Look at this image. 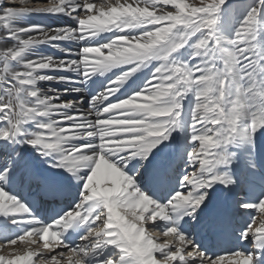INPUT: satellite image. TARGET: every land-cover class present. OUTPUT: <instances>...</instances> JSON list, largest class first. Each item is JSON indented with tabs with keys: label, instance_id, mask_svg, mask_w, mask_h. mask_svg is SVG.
Masks as SVG:
<instances>
[{
	"label": "snow or ice",
	"instance_id": "6c2138e0",
	"mask_svg": "<svg viewBox=\"0 0 264 264\" xmlns=\"http://www.w3.org/2000/svg\"><path fill=\"white\" fill-rule=\"evenodd\" d=\"M0 241V264H264V0H0Z\"/></svg>",
	"mask_w": 264,
	"mask_h": 264
},
{
	"label": "bare ground",
	"instance_id": "6f19581e",
	"mask_svg": "<svg viewBox=\"0 0 264 264\" xmlns=\"http://www.w3.org/2000/svg\"><path fill=\"white\" fill-rule=\"evenodd\" d=\"M30 21L31 22H41V23H47V24H58V23H63L62 21H57L55 19H47V18H30ZM68 23H70V21H68ZM46 52H49L53 55H59L58 52H56L54 49H47L45 48L44 49ZM96 83L93 84L92 82H89L88 85L86 86H83V85H53L54 87H76V86H79V87H82L84 89V91L82 93H76L75 95H88V94H94V92L96 90L99 89V86H100V82L104 79L103 77H94L93 78ZM94 89V91H92ZM36 193V188L34 186H25L24 188V191H23V195L25 196H29V195H32ZM11 194H16V188L13 187L12 189V193ZM33 198L35 199L36 197L33 195ZM60 202L57 201L55 202V206L59 207ZM54 206V202L49 200V199H44L43 203L39 204L38 208H37V212L39 213V215L43 216L45 214V212L47 211V209H49L50 207H53ZM244 226V221H241L240 223V227H243ZM0 243H2V241H0ZM24 245H20L18 246V248H23ZM14 248V247H13Z\"/></svg>",
	"mask_w": 264,
	"mask_h": 264
},
{
	"label": "rangeland",
	"instance_id": "374dc122",
	"mask_svg": "<svg viewBox=\"0 0 264 264\" xmlns=\"http://www.w3.org/2000/svg\"><path fill=\"white\" fill-rule=\"evenodd\" d=\"M17 244H18V246H20V245H21V243H20V242H18ZM18 246H17V245H15V246H11V247H14V248H16V249H20V248H18Z\"/></svg>",
	"mask_w": 264,
	"mask_h": 264
}]
</instances>
